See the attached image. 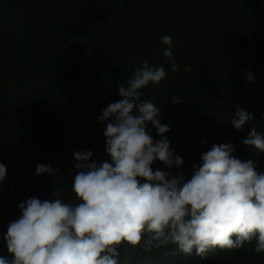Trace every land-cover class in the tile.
I'll return each mask as SVG.
<instances>
[{
  "label": "trees",
  "instance_id": "trees-1",
  "mask_svg": "<svg viewBox=\"0 0 264 264\" xmlns=\"http://www.w3.org/2000/svg\"><path fill=\"white\" fill-rule=\"evenodd\" d=\"M164 35L172 37L175 72L165 63ZM143 62L168 72L143 89L142 99L156 103L170 125L166 135L184 160L185 180L214 143H232L233 155L264 170V153L241 143L252 127L264 135V0H0V162L7 168L0 255H8L2 236L21 202L48 199L54 188L76 202L74 151L110 162L106 123L96 117L121 98L119 82ZM173 95L181 102L174 105ZM234 102L254 114L244 131L231 125ZM40 163L58 167L57 175L36 176ZM153 168L178 172L160 162ZM254 248L252 241L201 259L171 244L150 251L122 246L119 264H264Z\"/></svg>",
  "mask_w": 264,
  "mask_h": 264
},
{
  "label": "clouds",
  "instance_id": "clouds-1",
  "mask_svg": "<svg viewBox=\"0 0 264 264\" xmlns=\"http://www.w3.org/2000/svg\"><path fill=\"white\" fill-rule=\"evenodd\" d=\"M161 40L167 46L165 63L170 61L175 72L172 37ZM167 75L162 65L143 62L126 84L119 82L121 98L96 117L106 123L110 162L93 160L90 150L74 151L71 191L76 202L60 198V188L48 199L33 196L21 202L19 217L2 236L8 255H0V264H119L122 246L141 244L145 251L171 244L185 256L206 259L218 249L238 250L255 241V253L264 254V170L253 159L233 155L232 143H214L185 180L184 160L166 135L170 125L161 122L156 103L142 99L143 89ZM246 79L254 80L250 71ZM180 102L172 96L174 105ZM234 108L231 125L244 131L254 114L239 103ZM241 143L264 153V135L255 127ZM156 162L175 167L177 174L154 169ZM58 171L40 163L34 174L55 176ZM6 179V165L0 162V185Z\"/></svg>",
  "mask_w": 264,
  "mask_h": 264
}]
</instances>
